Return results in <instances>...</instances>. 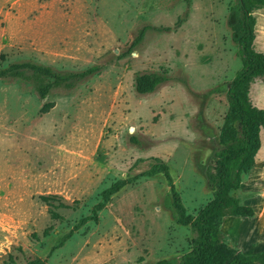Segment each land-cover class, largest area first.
I'll use <instances>...</instances> for the list:
<instances>
[{
	"label": "rangeland",
	"instance_id": "rangeland-1",
	"mask_svg": "<svg viewBox=\"0 0 264 264\" xmlns=\"http://www.w3.org/2000/svg\"><path fill=\"white\" fill-rule=\"evenodd\" d=\"M235 3L0 0V69L31 62L62 77L95 69L45 98L31 79L0 77V264H154L189 250L190 226L177 223L161 173L126 185L96 221L57 244L92 213L103 189L159 160L188 213L212 197L206 171L221 148L229 82L242 66L229 24ZM253 15L262 41L264 7ZM142 27L141 42L128 50ZM140 72L164 80L139 94ZM250 183L235 192L241 200L254 193ZM42 195L55 197L60 217ZM255 228L249 218L227 217L221 238L257 253L264 232Z\"/></svg>",
	"mask_w": 264,
	"mask_h": 264
},
{
	"label": "trees",
	"instance_id": "trees-1",
	"mask_svg": "<svg viewBox=\"0 0 264 264\" xmlns=\"http://www.w3.org/2000/svg\"><path fill=\"white\" fill-rule=\"evenodd\" d=\"M264 7V0H236L230 12V27L242 66L230 80L227 88L228 108L220 128L221 148L206 176L212 190V197L198 209L195 215L187 212L175 186L172 174L166 163L159 160L149 168L129 178H119L101 191V199L92 207L91 214L82 216L65 233L57 244L61 246L75 230L88 220L96 221L98 212L105 208L112 196L140 176H154L161 173L169 187L172 205L180 225L190 226L192 237L190 248L178 258L160 259L154 264H264V250L258 253H244L222 240V220L225 216L252 217L255 210L244 204L235 194L244 177L253 168L255 155L260 148V128L264 129V109L254 106L249 98V85L256 77L264 82V53L253 48L256 19L253 11ZM146 27L138 30L129 49L141 42ZM29 70L31 73L26 75ZM88 68L80 73H70L62 77L51 67L31 62H21L0 69V77H22L31 79L37 93L45 98L52 88L73 87V79H81L94 72ZM163 77L156 73L140 72L135 76V90L139 94L152 93L162 83ZM52 195H42L41 199L49 205L52 217H60L53 210ZM64 206L63 203H60ZM11 259V256H9ZM12 260V259H11ZM35 258L24 264H44ZM9 264V263H4ZM10 264H15L11 262Z\"/></svg>",
	"mask_w": 264,
	"mask_h": 264
},
{
	"label": "crops",
	"instance_id": "crops-1",
	"mask_svg": "<svg viewBox=\"0 0 264 264\" xmlns=\"http://www.w3.org/2000/svg\"><path fill=\"white\" fill-rule=\"evenodd\" d=\"M257 42L259 43L258 46L260 48L258 51L264 53V39L262 41L260 40L258 41L257 37L255 36L253 44L255 45ZM248 95L251 103L254 106L260 109H264V82L262 81L261 77L254 78V80L250 83ZM259 136H260V148L258 149L255 155L254 166L244 177V179L248 178V180L251 181L250 188L251 191L254 193L252 194V196L248 197V199L241 200L242 202L244 201L243 202L244 204L247 202L251 204V206L253 205L252 207L255 210L254 216L243 217V218L251 219V222L255 224L256 227L255 229H257V230L253 229L255 230L256 234L264 232V182L260 183V181H262V178H264V129L263 128H260ZM243 181L241 183L240 188L242 187ZM227 217L234 218V216H225L222 220V224L224 219ZM221 230H222V226H221ZM263 250H264V245L260 247V252Z\"/></svg>",
	"mask_w": 264,
	"mask_h": 264
}]
</instances>
